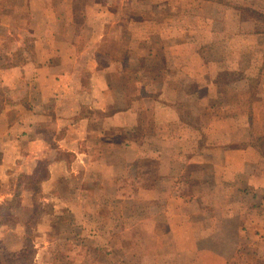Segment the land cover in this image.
I'll return each mask as SVG.
<instances>
[{
    "label": "crops",
    "instance_id": "crops-1",
    "mask_svg": "<svg viewBox=\"0 0 264 264\" xmlns=\"http://www.w3.org/2000/svg\"><path fill=\"white\" fill-rule=\"evenodd\" d=\"M49 1L0 0L4 7L2 24L12 32H19L21 42L28 37L34 42L32 57L19 66L6 69L24 79L14 82L8 77L2 81L3 84L6 81L14 85L19 95H15L13 106L0 112V205L14 196L13 175L34 172L31 167L21 164L22 156L30 152L27 159H34L31 163L35 168L38 158L44 157L50 150L46 146L42 156L34 153L37 143H42L46 137L53 138L59 152L73 157L72 160L54 159L48 164V178L42 182V187L46 191L53 190L51 195L61 198L60 202L54 203L50 197L44 198L46 203H50L53 214L73 211L64 204L69 196L74 200L96 198L92 190L83 188L88 183L86 176L90 179L97 177L100 192L111 199L120 196L119 184L124 174H127L126 185L135 181V177L128 178L129 171H134L135 167H142L140 176L145 183L148 182L145 178H153L149 169L157 164L163 169L158 175H162L167 182L164 172L167 168H174V163L166 159L164 153L170 149L168 146L183 143L191 150V154L183 153L186 157L184 169L188 175L203 180L199 189L208 190L205 184L216 188L238 183L240 191H244V195L250 193L253 204L260 208L262 215L257 213L258 219L253 218L249 224L230 228L237 233L240 242L246 244L248 237L264 240V227H261L264 222V112L261 109L258 111V104L264 102V95L253 96L249 79L239 81L233 91H224L225 95H239L237 107L229 110L228 104H225L227 99L219 95L223 93L215 91L221 89L216 82L199 86V94L196 95L177 91L184 76L190 79V85L196 82L200 85L208 72L216 73L204 62L202 44L197 41V36L201 37L202 33L215 36V18L201 8L197 7L199 10L196 11L195 6L190 16L178 18L175 14L178 9L168 6L179 4L181 0H170V5L168 0H158L157 4L150 0L140 7L143 13L150 16L137 18L133 13L125 18L122 11L126 7L134 11V1L93 0L83 9L88 17L84 19V24H89L88 20L95 17V23L102 30L86 35L76 18V7L78 11L80 8L74 0ZM198 1L210 7L217 4L212 0ZM39 4L41 8L37 10ZM168 10L174 14L166 15ZM231 11L239 17L240 10ZM124 20L125 27L130 29L120 34L103 30L106 28L103 22L112 27H123ZM241 23L247 22L241 20ZM76 28L78 31L72 30ZM180 38H184L180 46L167 47V41L172 40L176 44ZM107 40H112V48H120L124 52L120 54L116 49L112 52L104 49L103 44ZM139 41H158V48L150 46L146 55L150 58L165 56L162 79L155 81L148 76L147 70L137 67L143 51L133 46ZM192 61L194 65H191ZM248 112L253 114L249 123ZM62 130L65 133L59 136ZM136 132L142 135V140H134ZM214 136L227 137L228 140L217 148L212 141ZM253 137H258V144L256 140L252 141ZM202 138L207 144L202 145ZM94 139L102 142L98 148L89 145ZM32 144H35L34 148ZM231 145L238 146L232 148ZM178 150L173 151L182 155ZM215 150H222L226 162L220 172L211 158ZM168 163L170 166H167ZM76 164L84 168L85 178L78 183L82 191L72 193L73 179L69 176L76 173ZM192 167L196 169L194 172ZM178 176L177 173L172 174V183L176 184ZM135 193L134 196H121L139 198V191ZM195 193L193 197L203 199ZM181 198V195L173 196V199ZM232 204L234 210L228 207L224 213L226 216L222 214L224 224L212 236L226 232L229 229L226 222L233 220L235 214H248L246 203ZM252 225H259L260 231L252 234ZM25 231L24 227L20 228V237ZM5 238L1 234L0 242ZM243 247V250L247 249L246 245Z\"/></svg>",
    "mask_w": 264,
    "mask_h": 264
},
{
    "label": "rangeland",
    "instance_id": "rangeland-1",
    "mask_svg": "<svg viewBox=\"0 0 264 264\" xmlns=\"http://www.w3.org/2000/svg\"><path fill=\"white\" fill-rule=\"evenodd\" d=\"M74 1L80 8L78 11L76 7V18L82 24L84 33L92 35L93 32L102 30L95 23V17L88 20L89 24H84V19L88 17L84 14L83 9L93 0ZM132 1L135 2L136 9L132 11L131 8L126 7L124 12L122 11V16L130 17L133 13L137 18L150 16L149 13H143V9L140 8L142 3L148 4L150 0ZM150 2L157 4L158 0ZM215 2L217 4L213 7L201 5L198 0H181L179 4L173 5H170V0L167 2L170 5L168 7L173 6L178 9L175 13L178 18L190 16L195 6L196 11L201 8L216 21L213 24L216 32L215 38L206 33H202L201 37L197 36V41L202 44L204 62L216 73L208 72L205 77L200 78L202 80V82H198L200 85L197 82L190 85V79L184 76L182 86L177 91L196 95L199 94L198 88L203 84L216 82L221 89L215 91L223 93L219 94L220 97L226 98L227 103L225 104H228L226 106L229 107V110H233L232 108L237 107L239 95L237 93L225 95L224 91L225 89L233 91L239 81L249 79L253 96L264 95V0H216ZM39 8H41L40 4L37 5V10ZM233 9L240 10L239 17L231 11ZM3 11L4 7L0 2V112L13 106L15 95H19L14 85L8 84L6 81L3 84L4 78L10 77L14 82L24 79L21 75L17 74L16 76L6 69L10 70L9 68L14 65L19 66L34 55L32 38L28 37L21 42L19 32H12L2 24ZM173 14L171 11L166 13L168 16ZM241 20L247 23L242 24ZM103 23L106 24V28L103 30L112 33L120 34L130 29V27H125V20L123 27L120 25L112 27L107 22ZM72 30L78 31L77 28ZM183 39H178L176 44H173L172 40L167 41V47L180 46L184 43V41L181 42ZM189 39L188 36L187 40ZM193 39L195 38L193 37ZM157 44H159L158 41L154 43L139 41L133 46L143 51L137 67H141L143 71L147 70L148 76L155 81L158 78H163L165 56L150 58L146 55V50L150 46L158 48ZM112 47V40H107L103 44V48L108 51L112 52L116 49L115 51L120 54L124 52L120 48ZM191 65H194L193 61ZM143 71L141 72L144 73ZM87 102L90 103V99ZM248 103L247 105H249ZM217 109L221 111L220 107ZM260 109L264 112V102L258 104V111ZM252 116V112L247 113L248 123L252 120ZM186 132L192 137L188 130ZM64 133L65 131L62 130L59 136ZM133 138L140 141L142 135L136 132L133 134ZM227 140V137L214 136L212 141L217 148H220ZM255 140L257 143L259 142L258 137H253L252 141ZM201 142L202 145L207 144L203 138ZM101 143L94 139L90 141L89 145L98 148ZM34 145L32 144L33 148ZM46 146H49L50 150L45 154ZM234 146L238 145H231L232 148ZM36 147L34 153L41 156L45 154L44 157L38 158V162L40 165L44 164L47 169L48 164L54 159H73L72 156L62 154L57 150L53 138L46 137V140L37 143ZM168 147L172 150L165 151L164 157L173 160L174 168H167V171L164 172L167 182L164 181L165 178L162 175H158L163 169L157 164L155 167L152 165V168L149 169L150 175L154 176L145 178L148 180L145 183L140 176L142 167H135V170L131 169L128 175V178L135 177V181L132 180V183L129 182L126 185L127 174H124V179L119 184L118 195L120 196L112 199L102 195L100 184L98 181L96 182L97 177L92 176L90 179L86 176L85 178L84 168H79L76 164V173L69 176L73 179L71 180L72 193L82 191L78 183L85 178L88 183L83 188L88 191L92 190L96 198L74 200L69 196L64 201L67 207L70 206L73 209L69 213L64 210L60 214H53L50 203H46L44 200L45 197H50L52 203L61 201L59 196L51 195L53 190L46 191L42 187V183H39V188L35 191L31 188L33 185L29 178H20L17 173L13 175L14 196L3 204L5 208L0 209V235L6 236L0 242V264H10L3 263V261H13L12 264H264V240L248 237L246 244L243 245L238 239L237 233L230 229L249 224L253 218L258 219L257 213L262 215L260 208L253 204L252 195L250 193L244 195L245 193L240 191L238 183L235 185H231V183L230 187L224 186V184L218 187L215 185L216 188L205 184L208 190L204 192L199 189L203 180L188 175V171L184 169L186 162L184 154L190 153V147H184L183 143ZM173 150H178L182 155ZM29 153L22 156L20 162L23 166L31 167L36 174L37 165L34 168V163H31L34 159L31 161L27 159ZM95 155L97 156L98 153L96 152ZM211 158L217 164L216 170L220 172L226 163L222 156V150L213 151ZM167 166H170L169 163ZM44 167H40V172L48 174ZM191 169L193 172L196 170L193 167ZM173 173L179 175L176 184L172 183ZM27 175L31 176L32 174ZM18 185L19 188L16 189ZM213 189H215L214 192H212ZM137 191H139V198L122 197L125 195L134 196ZM17 192L19 196L15 198ZM194 192H196L195 195H201L203 199L193 197ZM174 194L181 195L182 198L173 199ZM14 198L16 199L15 205H12ZM232 203H246L245 209L248 210V214L246 216L245 214L240 216L235 214L232 217L233 220L226 222V226L229 228L226 232L219 236H212V233L224 224V222L222 223V218H224L222 214L226 216L224 213L228 207L234 210ZM22 227L27 231L23 232L20 237V228ZM47 227L50 228L49 231L46 230ZM261 227H264V222ZM261 227L252 225V234L260 231L258 229ZM245 245L247 249L243 250ZM37 256L38 262H36Z\"/></svg>",
    "mask_w": 264,
    "mask_h": 264
},
{
    "label": "trees",
    "instance_id": "trees-1",
    "mask_svg": "<svg viewBox=\"0 0 264 264\" xmlns=\"http://www.w3.org/2000/svg\"><path fill=\"white\" fill-rule=\"evenodd\" d=\"M212 1H216V0H212ZM256 144H258V143H256ZM41 165H42V166H41ZM41 165H40V163L38 162V164H37V168H36V169H37L36 174L33 172L31 176L26 175V174H24V175L21 174V175H20V178H21V177H24V178H29V179L31 180V183H32V185H33L31 188L34 189L35 191L38 190V188H39V187H38L39 183H42V181H44L45 179L48 178V174H46L45 172H44V173H41V172H40V169H41L40 167H44V164H41ZM44 168H46V167H44ZM46 169H47V168H46ZM47 171H48V169H47ZM39 174H41V175H39ZM40 181H41V182H40ZM18 188H19V185H18L17 189H18ZM30 190H31V189H30ZM28 191H29V190H28ZM18 196H19V195H18V192H17V195H15V198H17ZM15 198L12 200V205H15V203H14L15 200H16ZM4 206H5V205H3V204L0 205V209L5 208ZM6 209H7V208H6Z\"/></svg>",
    "mask_w": 264,
    "mask_h": 264
}]
</instances>
